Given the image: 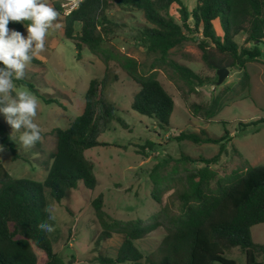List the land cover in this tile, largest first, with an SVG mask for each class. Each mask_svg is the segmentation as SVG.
Masks as SVG:
<instances>
[{
	"label": "trees",
	"instance_id": "obj_1",
	"mask_svg": "<svg viewBox=\"0 0 264 264\" xmlns=\"http://www.w3.org/2000/svg\"><path fill=\"white\" fill-rule=\"evenodd\" d=\"M190 10L183 0H84L70 15L63 16V32L66 38L76 41L80 51L83 46L100 55L109 64L110 53L105 47L111 32L109 11L115 6H130L143 12L150 25L139 30V41L147 53L155 56L157 66L168 65L173 71L172 78L179 79L192 91L197 86L210 83L189 66L171 58L172 49L196 40L203 58L212 70L238 68L243 76L239 86L242 91L249 86L250 74L246 65L259 61L264 44V0H196ZM54 8L62 15L58 2ZM172 5L179 7L181 23L168 11ZM218 22L222 34L215 28ZM30 21L10 22L8 27L26 30ZM79 26L75 34L76 26ZM244 35L243 44L239 38ZM250 44V46H248ZM211 47L220 53L213 59ZM32 63H40L36 57ZM127 75L139 86L131 104L133 110L156 120L161 129L171 127V116L175 102L170 93L157 78L155 72H141L138 62L126 57L121 62ZM107 67L102 79L94 78L84 96L80 114L66 128L56 127L50 133L56 137V146L44 161L47 175L42 181L13 177L4 167L0 156V264H39L36 249L44 254V264H74L76 256L66 260L54 250L51 239L41 225L48 222L47 193L61 202L69 197V191L79 183L87 189L98 185L95 163L86 151L97 146L109 145L100 140L112 122L127 128L119 115V108L110 101L106 87L111 81ZM116 77V76H115ZM29 86L38 98L47 104L58 103L37 90L33 83L18 81ZM238 88L225 87L217 91L208 105H192L195 112L201 111L210 122L224 107L225 103L239 95ZM264 119L240 122V131L258 124ZM226 124L225 122H223ZM230 132L225 129L222 136H211L207 129L187 130L173 134V139L188 140L196 144H219V152L213 157L200 156L198 159L181 156L185 161L201 162L204 166L196 171L189 170L183 176L184 189L179 193L180 209L170 213L164 208L149 219L121 220L105 210V195L100 193L91 201L94 213L101 227L97 245L110 239L113 234L122 237V243L114 255L99 254L95 260L100 264H238L226 255L233 249L243 252L245 264H264V244L254 241L252 227L264 223V165L250 166L243 171L234 170L219 177L212 169L225 152L226 139ZM0 142L21 159L12 135L0 118ZM39 142H37L38 144ZM147 148H153L148 140L139 146L138 152L147 156ZM154 149V148H153ZM157 161L152 171L165 165ZM155 179L152 196L161 201V192L168 184ZM163 226L167 234L158 253L144 255L135 245Z\"/></svg>",
	"mask_w": 264,
	"mask_h": 264
},
{
	"label": "rangeland",
	"instance_id": "obj_2",
	"mask_svg": "<svg viewBox=\"0 0 264 264\" xmlns=\"http://www.w3.org/2000/svg\"><path fill=\"white\" fill-rule=\"evenodd\" d=\"M53 1L47 0L48 5L54 7ZM183 1L190 10L197 2ZM108 13L111 19V32L105 43L110 53L108 66L100 55L92 53L86 46L79 51L76 41L66 38L63 32L64 14L53 21L46 33L45 50L37 53L41 62L26 65L23 80L33 83L37 90L47 98L57 100L59 104H47L29 86L14 80L16 89L28 90L39 100L37 116L34 118V123L41 129V141L38 144L25 147L19 140L24 129H12L0 114L21 157L14 160L12 152L4 146L5 150L0 152L4 167L13 177L42 181L47 175L44 161L49 159L56 146V137L50 132L56 127H68L84 106V96L90 81L94 78L102 79L107 67L110 69L111 81L106 87V94L118 106V113L127 128L116 121L112 122L100 137L101 141L109 145L88 149L87 155L97 165L95 174L98 185L94 189H87L79 183L77 188L69 191V197L61 202L55 201L47 193V224L53 228V231H47L48 236L54 250L66 260L72 255L76 256L74 264H100L95 260L99 254L114 255L122 243L123 239L118 234H113L101 245L96 243L101 227L91 201L100 193L105 195V210L116 219H149L164 208L170 213L179 212L178 197L184 189L183 176L189 170L196 171L204 166L201 162L185 161L181 156L210 158L219 152V144L180 141L173 139V134L205 128L211 136L219 137L227 129L230 135L226 139L225 152L219 162L212 166L219 177L234 170L243 171L250 166L264 165V122L258 124V130L253 126L246 131L239 129L240 122L264 119V44L260 45L263 51L261 59L246 65L251 79L243 91L239 86L243 73L238 68H228L229 75L218 85L217 71L209 67L196 40L172 49V59L210 80V83L197 86L192 91L181 80L172 78L173 71L168 65L151 69L156 63L155 56L147 53L138 38L142 26L150 25L142 11L130 6H115ZM168 13L181 23L177 5H172ZM215 28L218 34H222L218 22H215ZM78 30L77 25L75 34ZM22 34L26 35V30ZM243 42L244 35L239 38V43ZM210 49L213 59L221 57L214 47ZM126 57L135 59L142 73L155 72L172 95L175 108L169 129H161L154 118L132 109L131 104L139 86L122 68L121 62ZM225 87L238 88L241 93L226 102L210 122L201 111L195 112L192 109L193 104L208 105L214 93ZM148 140L153 142L154 149L147 148L148 155L145 156L138 152V148ZM158 160H165V165L152 171ZM159 178L161 184H168L161 192L160 202L152 196L153 184ZM251 231L254 241L264 244V223L253 226ZM166 234V228L160 226L146 237L135 240V245L146 256L157 254ZM35 250L39 264H44L43 252ZM226 256L238 264L246 263L245 255L238 249H233ZM260 260L264 261V256Z\"/></svg>",
	"mask_w": 264,
	"mask_h": 264
},
{
	"label": "clouds",
	"instance_id": "obj_3",
	"mask_svg": "<svg viewBox=\"0 0 264 264\" xmlns=\"http://www.w3.org/2000/svg\"><path fill=\"white\" fill-rule=\"evenodd\" d=\"M60 13L47 0H0V114L12 129H24L19 140L25 147L41 141V129L34 123L38 98L28 90L16 89L14 80L25 77V67L45 50V37ZM30 21L26 35L9 29L10 22ZM5 150L0 144V152ZM53 231L48 224L41 225Z\"/></svg>",
	"mask_w": 264,
	"mask_h": 264
},
{
	"label": "built area",
	"instance_id": "obj_4",
	"mask_svg": "<svg viewBox=\"0 0 264 264\" xmlns=\"http://www.w3.org/2000/svg\"><path fill=\"white\" fill-rule=\"evenodd\" d=\"M58 2L62 8L63 14L65 16L70 15L72 12L80 7V4L84 0H54Z\"/></svg>",
	"mask_w": 264,
	"mask_h": 264
},
{
	"label": "water",
	"instance_id": "obj_5",
	"mask_svg": "<svg viewBox=\"0 0 264 264\" xmlns=\"http://www.w3.org/2000/svg\"><path fill=\"white\" fill-rule=\"evenodd\" d=\"M230 71L228 68H220L217 70V75H218V85H221L224 80L227 78L229 75Z\"/></svg>",
	"mask_w": 264,
	"mask_h": 264
},
{
	"label": "crops",
	"instance_id": "obj_6",
	"mask_svg": "<svg viewBox=\"0 0 264 264\" xmlns=\"http://www.w3.org/2000/svg\"><path fill=\"white\" fill-rule=\"evenodd\" d=\"M98 147H102V146H98ZM88 151V150H87ZM87 151H86V155H87ZM88 156V155H87ZM89 157V156H88ZM92 159V158H91ZM93 160V159H92ZM94 161V163H96V161L95 160H93ZM95 166H97L96 164H95ZM106 169H108V166H106Z\"/></svg>",
	"mask_w": 264,
	"mask_h": 264
}]
</instances>
